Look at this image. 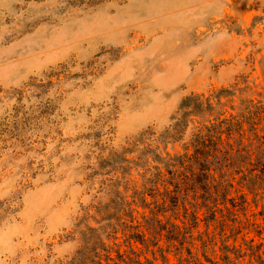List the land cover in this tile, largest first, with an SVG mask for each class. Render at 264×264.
Instances as JSON below:
<instances>
[{
	"label": "rangeland",
	"instance_id": "obj_1",
	"mask_svg": "<svg viewBox=\"0 0 264 264\" xmlns=\"http://www.w3.org/2000/svg\"><path fill=\"white\" fill-rule=\"evenodd\" d=\"M217 92L264 104V0H0V264H182L143 221Z\"/></svg>",
	"mask_w": 264,
	"mask_h": 264
},
{
	"label": "trees",
	"instance_id": "obj_2",
	"mask_svg": "<svg viewBox=\"0 0 264 264\" xmlns=\"http://www.w3.org/2000/svg\"><path fill=\"white\" fill-rule=\"evenodd\" d=\"M222 106L219 92L190 95L182 103V118L216 115L195 128L182 153L167 154L162 187L150 195L156 205L144 217L141 242L149 244L158 235L164 243L159 251L172 253L182 264H204L200 255L207 264H264L252 245L239 241L253 224L247 196L264 210V104L244 105L227 115L219 113ZM201 221L205 230L194 235Z\"/></svg>",
	"mask_w": 264,
	"mask_h": 264
}]
</instances>
